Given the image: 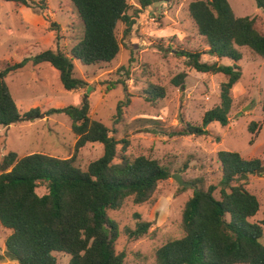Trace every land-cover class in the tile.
Instances as JSON below:
<instances>
[{
    "label": "trees",
    "instance_id": "1",
    "mask_svg": "<svg viewBox=\"0 0 264 264\" xmlns=\"http://www.w3.org/2000/svg\"><path fill=\"white\" fill-rule=\"evenodd\" d=\"M5 1L31 7L36 12L48 7L47 0ZM71 1L84 22V35L69 52L49 48L0 67V125L62 112L70 117L77 136L74 153L67 158L42 152L19 157L16 151L2 158L0 224L9 230L6 254L18 264H57V252L68 254L69 264H128L126 252L116 249L120 230L109 210L122 208L128 199L136 204L152 200L159 183L171 176V166L157 158L128 153L129 138L118 140L110 135L105 123L90 116L87 101L53 107L46 112L34 107L22 113L6 77L29 61L34 65L49 62L59 71L65 90L84 88L88 82L76 76L74 61L84 65L113 61L121 49L118 24H123V36L127 38L136 22L135 15L154 3L170 0H138L139 7L128 0ZM256 4L264 11V0H256ZM189 13L198 34L208 45L206 53L219 60L205 61L202 58L205 51L185 43L174 47V40L166 50L185 57L187 66L207 77L223 73L226 81L221 84L220 103L205 112L201 125L186 120L184 115L179 118L180 124L167 129L162 127L166 122L161 119L139 118V122L150 124L147 131L154 134L202 136L210 134L206 128L208 122L227 125L233 105L231 90L242 76L238 62L243 54L239 48L248 47L264 58V24L258 17L237 16L229 0H193ZM54 26L59 28L56 22L51 25ZM223 58L231 63L222 62ZM187 76L186 71L180 72L172 78V84L185 86ZM116 84L112 83L109 89ZM123 84L126 97L118 104L116 118L130 104L132 95L126 83ZM144 91L146 98L154 103L166 96V87L161 84H150ZM257 127L260 124L252 121L249 130L255 132ZM95 142L104 145V153L84 170L75 164L78 151ZM250 142L254 143L255 139L252 137ZM217 156L222 167L221 197L214 194L218 185L206 187L204 178L190 180L194 192L183 207V235L157 248L156 264H264L261 242L264 219L262 223L249 220L259 211L260 202L245 187L249 175L257 174L262 167L261 161L245 159L236 151L222 150ZM41 184L46 186L43 194L37 191ZM136 216L135 228H126L134 239L150 234L152 225L139 214Z\"/></svg>",
    "mask_w": 264,
    "mask_h": 264
},
{
    "label": "rangeland",
    "instance_id": "2",
    "mask_svg": "<svg viewBox=\"0 0 264 264\" xmlns=\"http://www.w3.org/2000/svg\"><path fill=\"white\" fill-rule=\"evenodd\" d=\"M47 1L48 7L36 12L31 7L0 0V67L49 48H61L69 52L82 39L84 22L72 1ZM128 1L139 7L138 0ZM192 1L154 3L135 15L136 22L127 38L123 36V24L119 23L117 35L121 49L113 61L96 65L74 61L76 76L88 82L84 88L65 90L59 71L49 62L34 65L29 61L6 77L11 94L22 113L34 107L46 112L53 107L81 105L87 101L90 116L105 123L111 130L110 135L118 140L129 138L128 153L157 158L171 166V176L159 183L152 200L136 204L128 199L122 208L109 210V215L118 223L120 230L116 249L126 252L128 264H156L157 248L169 239L183 235V207L194 192L191 179L204 178L206 187L218 185L214 194L217 198L221 197L219 151H236L245 159H259L264 167V58L248 47L239 48L243 54L238 62L242 67V76L231 90L233 105L227 125L217 121L208 122L206 128L209 135L168 137L147 131L150 124L138 121L139 118L161 119L166 122L162 127L167 129L180 124L179 118L184 115L186 120L201 125L205 112L220 103L221 84L226 81L223 73L207 77L187 66L185 57L166 50L171 40L175 41L174 47L185 43L195 49L208 50L189 13ZM229 2L237 16H256L264 24V11L258 7L256 0ZM53 22L58 24V29L51 27ZM162 44L163 48L160 47ZM202 58L209 62L219 60L206 51ZM220 60L231 63L226 58ZM183 71L188 73L185 86H174L172 78ZM116 82L113 85L115 87L109 89ZM123 82L132 95L130 104L116 118L118 104L126 97ZM150 84L165 86L166 96L155 103L149 101L144 90ZM252 121L260 124L255 132L249 130ZM252 137L255 142L251 144ZM76 141L71 119L62 112L41 114L34 120L7 126L0 125V163L10 151H16L19 157L42 152L67 158L74 153ZM103 153L102 143H88L79 149L75 164L86 170L90 162ZM175 173L182 175L191 185H180L172 177ZM245 187L260 202L259 211L249 220L262 223L264 170L249 175ZM37 191L45 193L46 186L41 184ZM136 214L152 222L150 234L138 239L130 237L126 231V228H135ZM8 234L9 230L0 224V264H18L6 254ZM261 242L264 245V231ZM55 255L57 264H69L68 254L57 252Z\"/></svg>",
    "mask_w": 264,
    "mask_h": 264
},
{
    "label": "water",
    "instance_id": "3",
    "mask_svg": "<svg viewBox=\"0 0 264 264\" xmlns=\"http://www.w3.org/2000/svg\"><path fill=\"white\" fill-rule=\"evenodd\" d=\"M262 170H264V167H261L258 172H261ZM172 177L182 186H189L191 185L190 182H187L183 179L182 175H180L179 173H175L172 175Z\"/></svg>",
    "mask_w": 264,
    "mask_h": 264
}]
</instances>
